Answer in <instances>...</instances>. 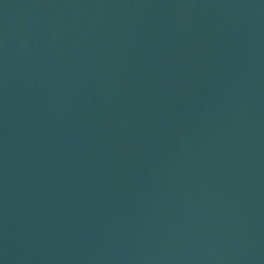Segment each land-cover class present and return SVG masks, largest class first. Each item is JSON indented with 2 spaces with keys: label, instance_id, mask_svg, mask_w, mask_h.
<instances>
[{
  "label": "water",
  "instance_id": "water-1",
  "mask_svg": "<svg viewBox=\"0 0 264 264\" xmlns=\"http://www.w3.org/2000/svg\"><path fill=\"white\" fill-rule=\"evenodd\" d=\"M0 264H264V0H0Z\"/></svg>",
  "mask_w": 264,
  "mask_h": 264
}]
</instances>
